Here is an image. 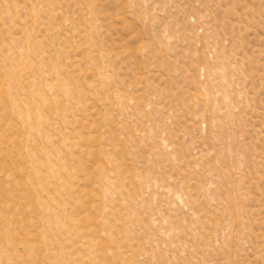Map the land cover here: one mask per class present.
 <instances>
[{
    "label": "rangeland",
    "instance_id": "1",
    "mask_svg": "<svg viewBox=\"0 0 264 264\" xmlns=\"http://www.w3.org/2000/svg\"><path fill=\"white\" fill-rule=\"evenodd\" d=\"M0 264H264V0H0Z\"/></svg>",
    "mask_w": 264,
    "mask_h": 264
},
{
    "label": "bare ground",
    "instance_id": "2",
    "mask_svg": "<svg viewBox=\"0 0 264 264\" xmlns=\"http://www.w3.org/2000/svg\"><path fill=\"white\" fill-rule=\"evenodd\" d=\"M38 97V96H37ZM40 97V96H39ZM31 127V126H30ZM32 128V127H31Z\"/></svg>",
    "mask_w": 264,
    "mask_h": 264
}]
</instances>
